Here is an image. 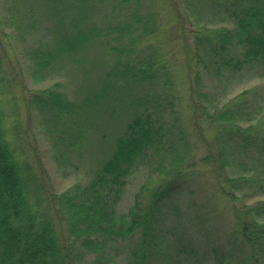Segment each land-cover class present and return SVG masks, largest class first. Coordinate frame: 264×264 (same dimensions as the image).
<instances>
[{
    "label": "trees",
    "instance_id": "16d2710c",
    "mask_svg": "<svg viewBox=\"0 0 264 264\" xmlns=\"http://www.w3.org/2000/svg\"><path fill=\"white\" fill-rule=\"evenodd\" d=\"M101 1L4 0L11 23L22 30L21 37L38 29L46 35L35 39L33 43L37 44L26 52L34 80L47 76L52 67L63 69L64 56L85 44L102 43L110 54L128 55L133 43L159 27L151 0ZM185 2L191 10L228 9L237 23L234 28L193 29L197 62L204 60L200 57L203 48L206 61L221 57L222 62L231 64L230 49L235 41L245 47L243 59L231 66L251 61L264 63V0ZM229 2L238 5V13L231 10ZM3 64L0 52V89ZM166 69L157 53H150L136 64L114 59L96 98H106L114 89L117 97L127 103L124 108L130 114L124 133L115 138L109 156L86 184H73L57 194H49L43 173L36 172L16 152L10 140L13 129L5 126L0 103V264H81L80 260L89 253L94 255L95 264H107L110 248L116 249V243L125 247L120 264H195V244L184 239L182 233L171 236L164 226L167 203L182 190L180 180L186 170L174 150V129L163 123L168 117L167 107L174 106L172 79ZM201 85L197 72L195 110L200 109L201 116L214 127L220 167L235 171L234 175L225 174L221 191L233 199L247 201L256 191L264 192V125L258 126L260 120L242 125L244 101L237 104L236 98L218 105L215 95H204L207 93ZM29 102L38 108L41 118L49 111L60 114L75 109L58 84L32 94ZM249 146L255 148L251 164L244 159ZM155 158L149 177L151 173L162 174L157 176L158 182H153L152 187L150 181L141 184L128 210L117 211L115 203L127 176ZM52 209L59 212L57 223L49 213ZM173 212H179L178 206ZM61 219L67 232L64 238L56 225ZM228 235L225 250L218 245L211 248L212 264H264V199L236 206Z\"/></svg>",
    "mask_w": 264,
    "mask_h": 264
},
{
    "label": "rangeland",
    "instance_id": "374dc122",
    "mask_svg": "<svg viewBox=\"0 0 264 264\" xmlns=\"http://www.w3.org/2000/svg\"><path fill=\"white\" fill-rule=\"evenodd\" d=\"M151 1L159 27L139 43H133L128 55L110 54L102 43L85 44L64 56L63 69L52 67L47 76L34 80L33 67L26 52L32 44H37L33 43L35 39L46 36L44 30H32L21 37L22 30L11 23V15L4 9L5 2L0 0V52L4 59L0 103L5 126L13 129V133H9L16 152L25 157L36 172L43 173L41 177L49 194L61 193L73 184H86L109 156L115 138L124 133L130 114L124 108L127 103L117 97L114 89L110 96L102 99L96 98V92L107 78L114 59L136 64L150 53H157L172 79L174 106L167 107L168 117L163 123L174 129V150L182 159L180 163L186 166L180 180L182 190L167 203L164 226L171 236L179 235V232L184 239L195 244V264H212L211 248L218 245L225 250L227 247L235 207L264 199V192L258 190L242 202L221 191L225 174L234 175L235 171L231 167H220L214 127L201 116L203 112L200 109L195 110V77L199 72L202 89L207 93L204 95H215L218 105L236 98L237 104L244 101V109L241 106L242 125L260 120L258 126H262L264 63L251 61L231 66L232 62L235 64L236 60L243 59L241 52L245 47L233 41L231 64L222 62L221 57L217 58L218 61H206L203 48L200 57L204 60L200 59L199 64L195 59L192 30L234 28L237 23L232 13L228 9L213 12L208 7V10H201L200 7L191 10L185 0ZM101 3H104L103 0ZM230 5L231 10L238 13V5ZM48 46L51 47V43ZM217 63L222 65L217 67ZM109 81L110 78L107 83ZM56 84L75 109L71 113L60 114L49 111L41 118L40 111L29 99L32 94H40L43 89ZM249 117H252L251 121ZM246 154L248 156L244 159L251 164L255 159V148L249 146ZM156 160L137 166L127 176L115 203L117 211L128 210L141 184L150 181L149 187H152L153 182H158L157 176L162 174L151 173L149 177ZM176 206L179 212L174 213ZM49 213L57 223L59 212L52 209ZM56 225L61 238L66 237L63 219L59 221V226ZM171 226L177 227L173 229ZM114 245L118 247L110 248L107 264H120L124 255L123 243ZM80 262L95 264L94 255L89 253Z\"/></svg>",
    "mask_w": 264,
    "mask_h": 264
}]
</instances>
